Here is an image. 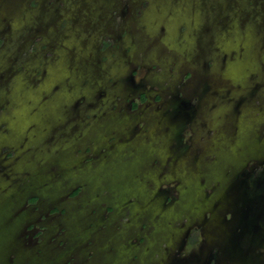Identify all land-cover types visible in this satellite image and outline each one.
Returning a JSON list of instances; mask_svg holds the SVG:
<instances>
[{"label":"rangeland","instance_id":"rangeland-1","mask_svg":"<svg viewBox=\"0 0 264 264\" xmlns=\"http://www.w3.org/2000/svg\"><path fill=\"white\" fill-rule=\"evenodd\" d=\"M213 261L264 264V0H0V264Z\"/></svg>","mask_w":264,"mask_h":264},{"label":"flooded vegetation","instance_id":"flooded-vegetation-1","mask_svg":"<svg viewBox=\"0 0 264 264\" xmlns=\"http://www.w3.org/2000/svg\"><path fill=\"white\" fill-rule=\"evenodd\" d=\"M262 166L263 165L260 166L259 170H261ZM198 234H199V229L198 228H194L193 232H192L193 237H197ZM192 241H194V239ZM213 264H215L214 261H213Z\"/></svg>","mask_w":264,"mask_h":264}]
</instances>
